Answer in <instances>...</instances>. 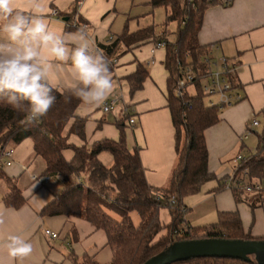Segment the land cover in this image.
<instances>
[{"label":"trees","instance_id":"16d2710c","mask_svg":"<svg viewBox=\"0 0 264 264\" xmlns=\"http://www.w3.org/2000/svg\"><path fill=\"white\" fill-rule=\"evenodd\" d=\"M219 3L220 0H149L152 9L163 8L165 11L163 33H157L153 25L132 33L125 27V31L114 41L109 39L106 44H96L109 59L112 73V62L131 48L147 42L155 45L164 43L163 66L168 73L166 100L174 128L176 154V165L166 188L157 189L148 185L138 149L130 151L127 148L128 116L122 115L113 122L118 130L117 140L102 139L88 144L85 140L87 119L74 114L82 103L70 97L66 90H53L55 103L34 124L24 121L22 111L0 103V151L12 149L29 140L33 155L44 162L43 176L56 177L61 181V190L53 195L39 216L78 218L89 223L95 230L103 231L106 245L112 254L108 264H143L172 244L183 241H264V237H254L249 230L243 229L237 212L218 213L215 224L202 227H193L185 221L190 208L185 206L184 199L198 194L207 182L218 181L221 184L230 175L218 180L208 168L205 133L219 122V115L227 106L207 104L209 96L204 92L202 82L207 77L209 65L206 61L212 59L211 51L209 46H201L198 42L205 11ZM67 18V26L72 25L70 22L74 20L80 25L74 9ZM170 24L175 25L172 42L167 40L170 33L167 34V27ZM69 29L75 31L71 27ZM185 68L191 70L193 78L179 94L177 82ZM147 76L145 66L137 63L135 72L125 77L131 97L142 89ZM225 76L231 87L236 89L232 75L227 73ZM261 116L263 122L261 134L257 136L256 151L244 157L242 162H235L233 177L238 185L231 190L236 203L244 201L252 210L264 202L263 193L252 191L250 193L258 194L257 198L241 199L240 196L246 192L240 186L250 185L254 181L264 184V108ZM71 137L82 144L78 146L70 142ZM244 149L242 144L241 150ZM66 151L72 154L70 160L63 156ZM101 154L111 156L110 167L99 160ZM2 167L0 179L6 180L10 186V192L2 202L6 208L17 210L24 205L25 199L2 171ZM163 210L169 216L167 224L160 219ZM131 214L137 215V225ZM249 257L251 261L199 258L173 264H256ZM68 258L72 264H99L87 255L78 259L71 253Z\"/></svg>","mask_w":264,"mask_h":264},{"label":"crops","instance_id":"0c3cea01","mask_svg":"<svg viewBox=\"0 0 264 264\" xmlns=\"http://www.w3.org/2000/svg\"><path fill=\"white\" fill-rule=\"evenodd\" d=\"M148 2L145 4L149 6ZM16 3L25 10L39 5L50 26L66 36L77 29L86 30L95 45L106 44L109 39L114 41L120 36L110 32L117 0H16ZM73 9L80 19V25L85 27H79L78 23V26L65 24ZM135 18L130 17L127 22ZM69 27L75 31L68 30ZM125 27L128 30V26ZM169 32L168 29L167 34ZM172 32L167 36L171 42L174 41ZM198 42L201 46L210 47L213 60L220 57L228 60L230 74L237 85L235 92L242 96L239 102L223 109L219 122L205 133L208 168L220 180L235 169L234 160L240 154L238 152L232 157L228 154L244 145L239 137L247 125L253 118L260 121L259 127L263 122L264 0H220L218 5L205 11ZM164 58V46L156 47L154 43L147 42L131 48L115 60L111 73L114 92L109 99L118 100L116 107H119V111L113 119L101 112L100 107L81 104L74 112L75 116L87 119L85 140L91 144L102 139L117 140L118 130L113 122L128 108L135 116V124L126 128L127 148L130 151L138 149L145 179L149 186L157 189L167 187L176 165L174 128L166 100L168 73L163 66ZM137 63L145 66L148 76L142 89L131 97L125 77L135 72ZM56 89L66 90L62 81ZM27 141L29 144H24ZM69 141L78 146L82 144L75 137ZM12 151V165L2 167V171L18 188L25 203L17 210L6 208L2 200L9 194L10 186L6 180L0 179V261L9 264L4 245L8 236L17 235L30 242L33 250L15 264H72L68 258L71 253L78 259L87 255L99 264H108L112 254L103 231L95 230L78 218L39 216L42 208L61 190V181L56 177L43 176L44 162L33 155L29 140L12 147ZM63 156L70 160L72 154L66 151ZM102 159L106 165L112 162L107 154H101L99 160ZM218 183L209 181L198 194L184 199L185 206L190 208L185 221L193 227H202L215 224L218 213L237 212L245 231L249 230L254 237H264V202L252 210L244 201L236 203L232 189ZM243 197L251 200L257 198L258 194L246 193L240 196L241 199ZM44 230L55 232L58 237L52 239L44 235ZM106 249L110 254H106Z\"/></svg>","mask_w":264,"mask_h":264},{"label":"clouds","instance_id":"9594fccd","mask_svg":"<svg viewBox=\"0 0 264 264\" xmlns=\"http://www.w3.org/2000/svg\"><path fill=\"white\" fill-rule=\"evenodd\" d=\"M61 81L86 106H103L114 92L110 61L86 30L66 36L50 26L39 5L25 10L16 0H0V103L22 111L27 124L37 123L55 103ZM4 247L9 264L33 250L17 235Z\"/></svg>","mask_w":264,"mask_h":264},{"label":"built area","instance_id":"2783aa9c","mask_svg":"<svg viewBox=\"0 0 264 264\" xmlns=\"http://www.w3.org/2000/svg\"><path fill=\"white\" fill-rule=\"evenodd\" d=\"M75 17V16H74ZM72 26H78L77 21L75 20L73 23H71ZM79 27H85V25H79ZM94 46L97 48V46L94 44ZM156 47H163L164 43H158L155 45ZM112 62V64H114ZM206 63L209 65V70L207 71V77L204 78L202 84H203V90L204 92L209 96L207 98V104L208 105H216L221 104L224 106H231L237 102H239L242 99V96L238 93H236V89H233L231 87L230 83L226 80L225 74L229 73V63L228 60L225 57H220L218 60H207ZM192 72L189 68H185L182 70V77L177 82L178 86V92L181 94L187 84V82L192 81ZM118 104V100L108 99L103 106H100V110L103 113H108L111 110H113ZM122 115L128 116V120H126V123L129 127L134 126L135 124V116L128 110V108H125ZM259 127V122L256 119H252L251 122L247 125L244 133L239 137L240 142H245L251 133L254 132V129ZM12 149H6L0 151V166L9 167L12 165ZM244 160V157L241 155L237 156L235 158V162H242ZM232 172L224 181V187L227 189H233V187H237L238 182L236 181V178L233 177ZM233 185V186H232ZM243 186L242 190L246 193L250 192H258V193H264V184H261V182L254 181L250 185H241ZM44 235L56 239L57 235L55 232H52L50 230H44Z\"/></svg>","mask_w":264,"mask_h":264},{"label":"water","instance_id":"95a60500","mask_svg":"<svg viewBox=\"0 0 264 264\" xmlns=\"http://www.w3.org/2000/svg\"><path fill=\"white\" fill-rule=\"evenodd\" d=\"M264 264V241L202 239L172 244L143 264H173L199 258H229Z\"/></svg>","mask_w":264,"mask_h":264},{"label":"rangeland","instance_id":"374dc122","mask_svg":"<svg viewBox=\"0 0 264 264\" xmlns=\"http://www.w3.org/2000/svg\"><path fill=\"white\" fill-rule=\"evenodd\" d=\"M145 2H148V0H117L116 3V14H115V18L112 22L111 25V34L112 35H119L121 34L125 27V25L128 26V31L130 33H132L133 31L137 30V29H141L144 28L148 25L153 24L156 27V31L157 33L162 32L163 31V24L165 22V11L163 8H156V9H152L150 6L146 5ZM150 10H152V13L150 14ZM130 17H136L135 19H129L127 22V19ZM170 30L171 32L175 30V25L174 24H170V26L167 27V30ZM170 32V33H171ZM119 111V107H116L113 111H110L109 115H107L109 118L113 119L114 116H116V113ZM260 122V121H259ZM261 129H262V122H261V127H258L256 129H254L255 135L254 133H251L250 136L248 137V139L244 142V145L246 147V149L241 150V146L238 150H234L233 152H231L230 154H228L229 157L232 156H236L237 153L239 152V154L243 157H247L249 156L251 153L254 154L257 146H258V140H257V136L261 134ZM24 144H29V142L27 141ZM251 153H250V151ZM107 156H109L107 154ZM103 164V159L100 160ZM112 164V162L110 164H104L107 167H110V165ZM240 188L242 189L243 186H240ZM246 196V195H245ZM244 196V197H245ZM243 197V198H244ZM113 218H116L115 215L110 214ZM131 218L134 222L135 225L138 224L139 219L137 217L136 214H131ZM160 219L164 224H167L169 221L168 218V213L166 211H162L160 213ZM106 254H110L109 250L106 249ZM99 260H101V258H99Z\"/></svg>","mask_w":264,"mask_h":264}]
</instances>
